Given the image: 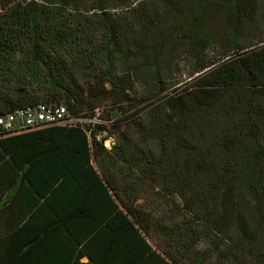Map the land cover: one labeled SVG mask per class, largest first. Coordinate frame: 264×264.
Segmentation results:
<instances>
[{
  "label": "trees",
  "instance_id": "1",
  "mask_svg": "<svg viewBox=\"0 0 264 264\" xmlns=\"http://www.w3.org/2000/svg\"><path fill=\"white\" fill-rule=\"evenodd\" d=\"M38 102L111 116L0 125V264H264V0H0V116Z\"/></svg>",
  "mask_w": 264,
  "mask_h": 264
},
{
  "label": "built area",
  "instance_id": "2",
  "mask_svg": "<svg viewBox=\"0 0 264 264\" xmlns=\"http://www.w3.org/2000/svg\"><path fill=\"white\" fill-rule=\"evenodd\" d=\"M96 118L70 115L65 104L59 102H38L23 106L0 116V125L9 132H18L23 129L37 128L48 125H83L86 122H99ZM114 140L113 137H110ZM109 138V139H110ZM108 140V139H107ZM106 140V145H107ZM111 141L109 148L113 143Z\"/></svg>",
  "mask_w": 264,
  "mask_h": 264
},
{
  "label": "rangeland",
  "instance_id": "3",
  "mask_svg": "<svg viewBox=\"0 0 264 264\" xmlns=\"http://www.w3.org/2000/svg\"><path fill=\"white\" fill-rule=\"evenodd\" d=\"M82 78H85V77H82ZM190 79L191 78H189L186 73H182V76L180 78V80L183 81L182 83L187 82ZM135 90L142 92L144 90V84L143 83L142 84L139 83L137 85V87H135ZM110 109H111V104L110 103L104 104L103 106H101V109H98V111H97V117H102V115H104L105 117L110 118V116H111V110ZM96 121H101V118H96ZM113 121L114 120H111V122H113ZM105 122L106 123H109V125H111L110 124L111 122H108V121H105ZM112 140H113L112 138H110V139L107 140V145L108 146H110ZM139 202L141 204H145L146 203V197L140 199ZM168 210H169V207L167 205H165V204H163V205L160 204V208H158V211L160 213H162V214L168 212Z\"/></svg>",
  "mask_w": 264,
  "mask_h": 264
},
{
  "label": "crops",
  "instance_id": "4",
  "mask_svg": "<svg viewBox=\"0 0 264 264\" xmlns=\"http://www.w3.org/2000/svg\"><path fill=\"white\" fill-rule=\"evenodd\" d=\"M7 178V175L3 174V173H0V181L1 180H4ZM10 189L8 188V191ZM7 199V196H3L2 198H0V209H1V206H4L3 203L5 202V200ZM12 216V215H11ZM16 216H13V218H15ZM6 222L4 220V216H0V249L3 247L2 244H3V239H5V233H6ZM88 258H84V261H87Z\"/></svg>",
  "mask_w": 264,
  "mask_h": 264
}]
</instances>
